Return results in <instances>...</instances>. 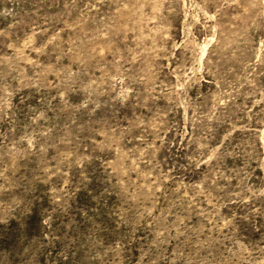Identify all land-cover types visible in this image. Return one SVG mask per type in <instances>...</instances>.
Masks as SVG:
<instances>
[{
  "label": "rangeland",
  "instance_id": "1",
  "mask_svg": "<svg viewBox=\"0 0 264 264\" xmlns=\"http://www.w3.org/2000/svg\"><path fill=\"white\" fill-rule=\"evenodd\" d=\"M0 264H264V0H0Z\"/></svg>",
  "mask_w": 264,
  "mask_h": 264
}]
</instances>
